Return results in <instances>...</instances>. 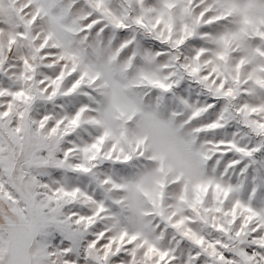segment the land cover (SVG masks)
<instances>
[{
	"label": "snow or ice",
	"instance_id": "obj_1",
	"mask_svg": "<svg viewBox=\"0 0 264 264\" xmlns=\"http://www.w3.org/2000/svg\"><path fill=\"white\" fill-rule=\"evenodd\" d=\"M0 264H264V0H0Z\"/></svg>",
	"mask_w": 264,
	"mask_h": 264
}]
</instances>
